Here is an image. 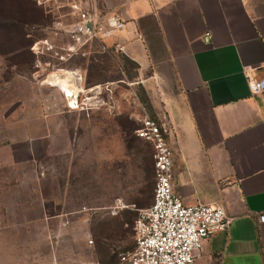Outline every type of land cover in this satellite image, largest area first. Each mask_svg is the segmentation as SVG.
I'll return each mask as SVG.
<instances>
[{"label": "crops", "instance_id": "0c3cea01", "mask_svg": "<svg viewBox=\"0 0 264 264\" xmlns=\"http://www.w3.org/2000/svg\"><path fill=\"white\" fill-rule=\"evenodd\" d=\"M73 2L103 18L117 16L123 26L91 41L85 52H72L64 66L84 80L110 55L136 63L139 81L157 80L171 125L175 190L187 203L219 202L234 216L227 229L211 234L192 264H264V221L257 220L264 212V92H251L247 82V73L258 74L264 65V0H70L63 6L52 0L61 15L56 21L67 25L78 18L69 7ZM52 33L54 43H71L64 31ZM74 55L88 62L77 65L70 61ZM137 100L141 117L149 115ZM65 185L63 191L55 187L58 194L50 199L56 210H40V220L49 218L43 222L45 251L34 246L32 264H87L67 245L71 215L85 207L70 206ZM83 217L80 233L86 237ZM25 221L0 227L16 234L0 239V264H26L18 236ZM46 252L49 258L41 262Z\"/></svg>", "mask_w": 264, "mask_h": 264}, {"label": "rangeland", "instance_id": "374dc122", "mask_svg": "<svg viewBox=\"0 0 264 264\" xmlns=\"http://www.w3.org/2000/svg\"><path fill=\"white\" fill-rule=\"evenodd\" d=\"M68 1L58 0L61 6ZM19 5L0 2V227L26 220L20 223L23 232L18 236L24 241L26 264H32L34 246L45 251L43 222L49 218L40 220V210L55 211L50 199L67 183L73 197L70 206L85 207L71 215L72 239L67 244L71 255H81L87 264H123L119 252L135 243L137 210L153 197V174L146 178L141 163L143 150L150 148L151 153L152 145L135 134L141 105L134 101L139 99L151 116L158 117L157 110L160 115L165 112L169 121L161 84L155 79L139 81L136 63L108 55L105 67H92L82 82L87 88L94 85L87 84L89 79H102L99 83L112 79L110 89H101L103 103L88 99L83 108H70L61 86L51 81L61 73L56 67L66 60L59 62L53 51L35 56L30 51L34 39L51 41L52 31L60 30L55 21L61 15L54 11L52 0L36 1L29 20L17 22ZM70 61L81 66L88 59L82 62V55H74ZM117 203L121 206L112 213ZM126 210L129 216H124ZM80 215L89 229L85 238ZM122 219L124 236L107 239L109 247L101 250L98 224L108 221L114 227ZM13 235L0 230V239ZM48 258V252L42 254L41 262Z\"/></svg>", "mask_w": 264, "mask_h": 264}, {"label": "built area", "instance_id": "2783aa9c", "mask_svg": "<svg viewBox=\"0 0 264 264\" xmlns=\"http://www.w3.org/2000/svg\"><path fill=\"white\" fill-rule=\"evenodd\" d=\"M45 3L46 0H36ZM71 8L77 11L78 18L62 25L55 21V26L64 31L71 40L66 45L56 44L47 38L34 41L31 49L36 53L44 50L52 52L59 62L68 59L72 52H85L83 48L91 41L102 38L116 28L123 26L117 16L109 15L105 18L98 15L94 8L81 7L80 2H73ZM103 21L107 23L104 25ZM258 74L247 73V82L251 92H264V65ZM59 74L73 75L75 82L82 85L83 76L75 69L57 66ZM71 75V76H72ZM100 85L98 90L95 88ZM110 82L97 83L87 87L85 98L79 90L77 98L72 103L65 88L60 87L66 95V102L70 108L84 107L88 99L99 105L103 103L99 96L101 89H110ZM83 86V85H82ZM85 88V87H84ZM82 98L83 100H81ZM86 100V101H85ZM140 125L134 127L138 137L149 141L153 148L154 184L153 197L149 205L140 207L134 218L133 248L119 252L120 262L123 264H192L205 242L217 230L227 229L234 216L228 214L219 202L187 203L175 190L173 178V152L169 142L171 125L166 116L151 117L143 115ZM120 203L111 207L116 213ZM258 222L264 221V212L257 215ZM88 242H92L89 238Z\"/></svg>", "mask_w": 264, "mask_h": 264}, {"label": "trees", "instance_id": "16d2710c", "mask_svg": "<svg viewBox=\"0 0 264 264\" xmlns=\"http://www.w3.org/2000/svg\"><path fill=\"white\" fill-rule=\"evenodd\" d=\"M7 1L20 3V5H19L20 11L18 13L21 14V18L19 19V21L15 20L17 22H22L23 20L25 22V19L28 21L29 20L28 17L30 16V14L34 13V10L36 9V6L34 5L36 3V0H0L1 3L7 2ZM38 6H40V5H38ZM40 7H42V6H40ZM21 32L23 33V31H21ZM34 41H35V39H34ZM29 42H31V39L29 40ZM26 43L28 44L27 41H26ZM30 51L32 52L33 56H35V52L31 49V46H30ZM139 151H141V149H139ZM141 156H142L141 157L142 170L145 174V177L149 178L153 174V178H154L153 148H152L151 153H150V148L143 150ZM153 184H154V180H153ZM127 212H128V214H127ZM129 215H130V212L126 210L124 212V216H129ZM124 222H126L125 219H122L121 221L118 220L114 227H109L110 222H108V221H103V222L98 224L97 233H98V239L100 241L99 248H101V250L103 249V247H105V245H106V247H109L107 239L122 238L124 236L125 229H126L123 227ZM105 250H106V248H104V251Z\"/></svg>", "mask_w": 264, "mask_h": 264}, {"label": "bare ground", "instance_id": "6f19581e", "mask_svg": "<svg viewBox=\"0 0 264 264\" xmlns=\"http://www.w3.org/2000/svg\"><path fill=\"white\" fill-rule=\"evenodd\" d=\"M72 75V74H71ZM68 75L66 73L64 74H57L54 76H52L53 78L51 79L52 82L58 84L59 86L65 88V90L67 91L68 94V98L69 100L73 103L75 101V99L77 98V95L79 94V90H82V94L84 95L85 98L88 97V93H87V89L84 88L82 85H78L75 82H73V75ZM66 85V86H65ZM100 88V85H98L97 88H95V90H98Z\"/></svg>", "mask_w": 264, "mask_h": 264}]
</instances>
